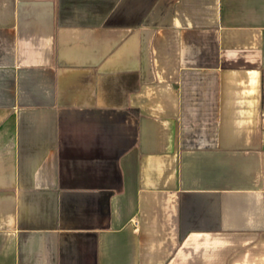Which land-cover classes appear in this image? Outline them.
Here are the masks:
<instances>
[{
  "label": "crops",
  "instance_id": "obj_1",
  "mask_svg": "<svg viewBox=\"0 0 264 264\" xmlns=\"http://www.w3.org/2000/svg\"><path fill=\"white\" fill-rule=\"evenodd\" d=\"M0 264H264V0H0Z\"/></svg>",
  "mask_w": 264,
  "mask_h": 264
}]
</instances>
